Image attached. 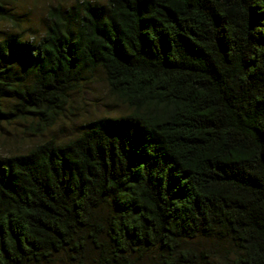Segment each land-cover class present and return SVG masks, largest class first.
<instances>
[{"label":"trees","instance_id":"1","mask_svg":"<svg viewBox=\"0 0 264 264\" xmlns=\"http://www.w3.org/2000/svg\"><path fill=\"white\" fill-rule=\"evenodd\" d=\"M7 1L0 123L97 69L127 111L0 157V264H264V0H74L37 38Z\"/></svg>","mask_w":264,"mask_h":264},{"label":"rangeland","instance_id":"2","mask_svg":"<svg viewBox=\"0 0 264 264\" xmlns=\"http://www.w3.org/2000/svg\"><path fill=\"white\" fill-rule=\"evenodd\" d=\"M73 1L9 0L6 5L12 6L19 15L21 28H13L22 32L24 37L34 34L37 38L44 30L48 10L58 5L68 6ZM7 26L5 21L0 20V30L7 29ZM126 111L127 107L110 94L103 73L97 69L92 72L89 81L84 82L71 93L62 115L43 131L31 132L29 120L0 123V157L25 153L34 145L50 138H54L57 142L69 140L80 132L81 126L86 122L103 116H119ZM200 242L216 249V245L209 240ZM219 247V250H222V247ZM217 260L223 264L221 259L217 258Z\"/></svg>","mask_w":264,"mask_h":264}]
</instances>
